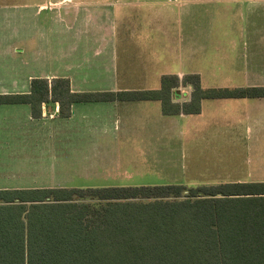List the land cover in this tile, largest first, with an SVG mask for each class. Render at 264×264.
Listing matches in <instances>:
<instances>
[{
	"label": "trees",
	"instance_id": "1",
	"mask_svg": "<svg viewBox=\"0 0 264 264\" xmlns=\"http://www.w3.org/2000/svg\"><path fill=\"white\" fill-rule=\"evenodd\" d=\"M193 87L191 101L173 91ZM264 98V87L209 88L200 75H166L151 91L75 93L69 79H34L32 92L70 118L81 103L159 101L164 115H199L202 102ZM0 264H264V182L188 187L0 190Z\"/></svg>",
	"mask_w": 264,
	"mask_h": 264
},
{
	"label": "rangeland",
	"instance_id": "2",
	"mask_svg": "<svg viewBox=\"0 0 264 264\" xmlns=\"http://www.w3.org/2000/svg\"><path fill=\"white\" fill-rule=\"evenodd\" d=\"M97 13H122L129 18L133 68L137 69L142 62L138 58L141 37L133 36V31L140 30L148 36L146 40L155 41L158 49L156 67L149 73L152 76L158 72L173 74L182 68L186 72H202L206 89L264 87V0H98ZM148 13H154L158 19L154 33L146 32L148 20L145 19L152 15ZM117 24L120 32L125 31L119 18ZM170 46L181 47L184 52L172 57L174 51ZM187 47L194 53L183 59L181 56L185 52L189 55ZM120 70L125 68L120 67ZM216 75L224 78L223 81H213ZM179 88L180 93L186 95L187 88ZM216 103L218 113L211 112L215 108L210 109L205 121L211 120L213 114H218L220 120L234 118L240 122L237 131L218 127L199 137V134L194 135L197 138L191 141L189 130L179 127L176 142L186 155L181 162L177 154L175 165L169 161L165 135L152 147L141 146L137 141L134 145L128 144L126 139L117 143L114 139L101 140L111 142L109 146L90 144L86 140L73 145L67 138L57 140L55 135L50 139L34 136L32 148L27 145V152L15 155L24 160L11 161V152L2 154L1 181L10 189L134 188L175 184L198 187L264 182V109L258 108L255 115L249 116L238 110L236 103L239 101ZM247 127H251L252 133ZM155 146L159 148L157 154L161 159L158 169L147 164V155L156 149Z\"/></svg>",
	"mask_w": 264,
	"mask_h": 264
},
{
	"label": "crops",
	"instance_id": "3",
	"mask_svg": "<svg viewBox=\"0 0 264 264\" xmlns=\"http://www.w3.org/2000/svg\"><path fill=\"white\" fill-rule=\"evenodd\" d=\"M97 2L0 0V96L30 95L34 79H46L49 82L69 79L75 93L159 90L161 79L167 74H149L154 71L158 58L155 41L151 38L146 40L148 36L140 30L133 31L134 37H141V40L138 39V46L141 47L138 58L142 61L137 69L133 68L129 18L122 13H97ZM153 14L145 19L148 20L147 33L157 30L155 22L158 19ZM139 16L136 14V17ZM118 18L125 31L120 32L117 27ZM167 21L170 24L169 19ZM171 50L174 51L170 55L172 57H178L180 51L184 52L181 47H171ZM186 51L189 55L185 52L181 56L183 59L190 58L194 53L190 47ZM120 67L125 70H120ZM193 73L200 75L203 82L199 70L186 72L181 68L168 75L183 79ZM223 79L216 75L213 81ZM186 88V95L180 93V88L173 91L175 103L191 101L193 88ZM231 100L239 101L236 103L238 110H243L245 115H255L258 108L264 109V98L205 100L199 115L168 116L163 114L159 101L98 102L75 104L72 116L61 118L60 105L50 101L42 107V118L36 119L30 104H2L0 163L4 157L2 154L6 152H11V161L24 160L15 155L27 152V145L32 148L34 136L50 139L55 135L57 140L67 138L73 145H80L82 140H86L90 144L109 146L111 142L101 140L114 139L117 143L118 140L126 139L128 144L134 145L137 141L141 146L152 147L165 135L168 138L169 161L175 165L178 162L177 154L181 162L186 155L176 142L179 127L189 130L191 141L204 135L207 130L215 131L219 127L235 131L238 128V120H220L218 114H213L211 120L205 121L210 109L215 108L211 112L218 113L216 102ZM237 106H234V110ZM247 130L252 133L251 127H247ZM196 134L199 135L196 137ZM158 151L156 147L147 155V164L155 169L160 168L161 163ZM1 167L0 164V173ZM4 187L0 178V190L19 189Z\"/></svg>",
	"mask_w": 264,
	"mask_h": 264
}]
</instances>
